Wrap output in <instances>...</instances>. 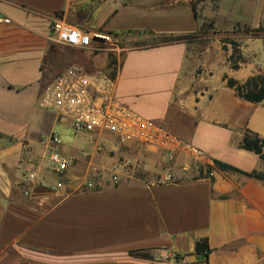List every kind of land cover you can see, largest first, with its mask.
Masks as SVG:
<instances>
[{"label": "crops", "instance_id": "1", "mask_svg": "<svg viewBox=\"0 0 264 264\" xmlns=\"http://www.w3.org/2000/svg\"><path fill=\"white\" fill-rule=\"evenodd\" d=\"M55 20L104 30L119 47L57 43ZM76 62L111 74L120 103L203 155L179 152L176 178L158 183L162 151L73 135L39 100ZM257 74L264 0H0V264H264V180L213 163L264 174V160L239 147L246 128L264 138V99L226 83ZM42 122L65 123L87 145L66 146L60 134L62 172L50 167ZM202 238L207 255L195 252Z\"/></svg>", "mask_w": 264, "mask_h": 264}, {"label": "built area", "instance_id": "2", "mask_svg": "<svg viewBox=\"0 0 264 264\" xmlns=\"http://www.w3.org/2000/svg\"><path fill=\"white\" fill-rule=\"evenodd\" d=\"M57 43L82 49L98 51L101 49L117 50L118 41L114 35L101 29H84L77 25L55 20L50 27ZM115 78L102 70H87L80 63H70L44 86L39 104L63 119L73 135L87 134L95 140L105 134L119 143L130 141L160 150L165 156L164 172L158 175L157 182L165 183L176 178L173 164L179 152H186L201 157L203 152L179 138L165 127L144 119L136 112L125 107L115 96ZM50 167L55 172H62L70 160L61 155L60 133L50 130L46 135ZM102 145H95L101 149ZM84 157H89L86 150ZM123 167L135 165L129 159ZM112 175V181L118 182ZM59 181L57 186H61ZM92 187V182H86Z\"/></svg>", "mask_w": 264, "mask_h": 264}, {"label": "trees", "instance_id": "3", "mask_svg": "<svg viewBox=\"0 0 264 264\" xmlns=\"http://www.w3.org/2000/svg\"><path fill=\"white\" fill-rule=\"evenodd\" d=\"M206 23H201L198 33L205 31L206 30ZM198 33H192L184 36H178V39H190L195 37ZM158 41H155L153 43H158L159 41H165L167 38L164 37H156ZM229 60L232 62V66L236 67L235 61H236V56L233 54L229 57ZM224 78H227L224 76ZM226 83L229 87H233L235 93L248 101L252 102H260L264 99V76L262 75H253L246 79L243 83H239L233 78H227ZM239 147L251 151L259 157L264 160V138L260 137L257 133L251 131L250 129H244L243 132V137L241 139V142L239 143ZM214 165L222 170L225 171H232V172H237L244 174L249 177H253L259 180H264V174L260 171H251V172H246L241 169H238L232 165H229L227 163L214 160L213 161ZM209 171V168L207 169ZM195 252L200 253V254H205L207 255L209 252L208 244H207V239L202 238L199 241L196 242L195 244ZM134 254H138V252H135ZM145 255V254H143Z\"/></svg>", "mask_w": 264, "mask_h": 264}, {"label": "rangeland", "instance_id": "4", "mask_svg": "<svg viewBox=\"0 0 264 264\" xmlns=\"http://www.w3.org/2000/svg\"><path fill=\"white\" fill-rule=\"evenodd\" d=\"M39 128L43 129V134H45V132L47 133L50 129L58 131L61 134V136L63 135V138H62L63 144H65L66 146L82 147V149H84L85 146H87L86 144H84L82 142L81 139L73 140V139L69 138V129H67V126L65 123L57 122L51 126V124H47L46 122L45 123L42 122L40 124ZM88 150L91 151L92 146H90L88 148Z\"/></svg>", "mask_w": 264, "mask_h": 264}]
</instances>
